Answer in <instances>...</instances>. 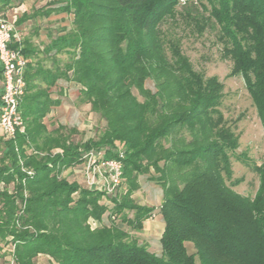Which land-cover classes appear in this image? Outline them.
<instances>
[{"label": "trees", "instance_id": "trees-1", "mask_svg": "<svg viewBox=\"0 0 264 264\" xmlns=\"http://www.w3.org/2000/svg\"><path fill=\"white\" fill-rule=\"evenodd\" d=\"M14 1L0 0V14ZM192 1L209 14L196 22L199 32L209 23L218 28L230 76L243 77L264 129V0ZM180 2L60 0L35 10L33 17L73 15L71 30L53 43L68 54L55 71L32 72L33 49L13 41L27 60L25 131L0 140V183L15 186L0 192V264L13 256L15 264H37L40 256L50 264H264V162L236 154L239 136L220 110L223 83L195 71L181 40L166 36ZM2 79L0 63V100ZM60 81L80 86L77 105H90L105 122L97 139L74 142L65 126L47 129L44 119L61 104L50 91ZM91 151L102 160L123 154L114 194L88 188L84 177H62ZM233 158L258 175L253 197L233 189L242 182L233 180ZM149 174L163 189L159 208L133 197ZM156 209L165 225L160 255L129 232L142 231Z\"/></svg>", "mask_w": 264, "mask_h": 264}, {"label": "rangeland", "instance_id": "rangeland-1", "mask_svg": "<svg viewBox=\"0 0 264 264\" xmlns=\"http://www.w3.org/2000/svg\"><path fill=\"white\" fill-rule=\"evenodd\" d=\"M178 11L175 20H168L163 26L166 36L181 40L182 51L190 59L195 71L206 78L215 76L223 83L224 97L220 110L227 124L239 136L240 146L236 154L245 157L250 163L262 164L264 162V129L243 77L240 75L230 76L232 61L222 57L223 47L218 42V28L215 24L209 23L202 33L199 32V25L196 26V22L202 24L207 20L209 14L196 1L181 0ZM12 13V9H9L5 17L10 20ZM191 18H194L195 21ZM74 86L80 89V86ZM147 88L154 90L151 81L147 82ZM133 92L139 100H143L137 90H133ZM77 101L78 99H73L65 103L66 127L71 132L72 140L79 142L97 139L105 128V122L92 112L90 105L79 106L75 104ZM232 165L233 180H242L241 184L233 189L243 196L253 197L259 187L258 175L237 159H232ZM151 175L139 177L140 189L134 193L133 197L141 205L159 208L163 198V189L150 179ZM77 176L79 177L80 174L75 175L73 170L62 173V177L69 179L78 178ZM154 214L145 222L142 231L129 232L139 244L146 245L149 250L160 255V238L164 221L158 209ZM187 248L190 253L194 252L192 244L187 243ZM37 264L50 263L47 257L40 256L37 259Z\"/></svg>", "mask_w": 264, "mask_h": 264}, {"label": "built area", "instance_id": "built-area-1", "mask_svg": "<svg viewBox=\"0 0 264 264\" xmlns=\"http://www.w3.org/2000/svg\"><path fill=\"white\" fill-rule=\"evenodd\" d=\"M13 24L0 14V63L3 68L2 87L3 93L0 100V140L15 139L18 133H24L25 122L20 112V103L26 90L25 72L27 60L20 50L11 48L13 44ZM120 155L119 159L102 160L94 151L84 156V163L80 166V173L84 177L88 188L105 191L114 194L122 184L123 165ZM29 176L34 172L23 168ZM15 190L14 184L0 183V192L12 194ZM21 210L25 205L20 204ZM11 252L14 255L15 245ZM9 264H15L14 256Z\"/></svg>", "mask_w": 264, "mask_h": 264}, {"label": "crops", "instance_id": "crops-1", "mask_svg": "<svg viewBox=\"0 0 264 264\" xmlns=\"http://www.w3.org/2000/svg\"><path fill=\"white\" fill-rule=\"evenodd\" d=\"M58 1L60 0H15L11 8L13 13L9 21L14 27L13 41L18 45L26 43L33 49L29 61L31 63L32 72L34 73L38 70L55 71L58 65L62 66L68 59V54L65 51L58 52L56 48L53 47V43L57 37L63 36L67 31L71 30L73 15L52 12L48 16L36 15L33 17L35 10L50 2ZM57 7L58 4L47 6L46 9H54ZM24 16H28V18L20 22ZM74 85L76 84L60 81V87H53L51 89V98L53 100L59 99L61 104L52 107L51 112L44 119V124L49 131L59 126L66 127L67 117L65 115V103L73 99L77 100L80 96V91H78L80 90L78 89L79 87L77 88ZM73 87L78 90L76 91ZM75 104L77 105V103ZM80 166L81 165L69 170H73L75 175L80 174L79 178L82 179L83 176L80 173Z\"/></svg>", "mask_w": 264, "mask_h": 264}]
</instances>
